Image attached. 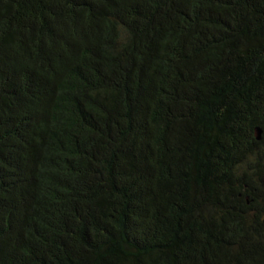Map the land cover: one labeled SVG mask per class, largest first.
I'll use <instances>...</instances> for the list:
<instances>
[{
    "label": "trees",
    "instance_id": "1",
    "mask_svg": "<svg viewBox=\"0 0 264 264\" xmlns=\"http://www.w3.org/2000/svg\"><path fill=\"white\" fill-rule=\"evenodd\" d=\"M0 264H264V0H0Z\"/></svg>",
    "mask_w": 264,
    "mask_h": 264
},
{
    "label": "water",
    "instance_id": "2",
    "mask_svg": "<svg viewBox=\"0 0 264 264\" xmlns=\"http://www.w3.org/2000/svg\"><path fill=\"white\" fill-rule=\"evenodd\" d=\"M260 130L256 128V138L259 139Z\"/></svg>",
    "mask_w": 264,
    "mask_h": 264
}]
</instances>
